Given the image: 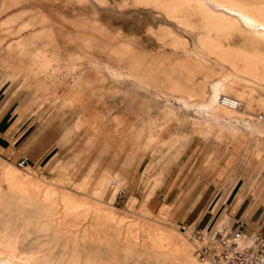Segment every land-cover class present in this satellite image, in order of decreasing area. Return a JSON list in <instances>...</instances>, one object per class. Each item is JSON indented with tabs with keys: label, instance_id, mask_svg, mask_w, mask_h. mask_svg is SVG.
<instances>
[{
	"label": "rangeland",
	"instance_id": "rangeland-1",
	"mask_svg": "<svg viewBox=\"0 0 264 264\" xmlns=\"http://www.w3.org/2000/svg\"><path fill=\"white\" fill-rule=\"evenodd\" d=\"M154 1L0 0V105L25 114L0 150V202L12 233L41 224L20 230L22 255L202 264L180 225L235 228L238 201L264 190V79L199 47L186 0ZM157 226L167 241L150 238Z\"/></svg>",
	"mask_w": 264,
	"mask_h": 264
},
{
	"label": "bare ground",
	"instance_id": "bare-ground-1",
	"mask_svg": "<svg viewBox=\"0 0 264 264\" xmlns=\"http://www.w3.org/2000/svg\"><path fill=\"white\" fill-rule=\"evenodd\" d=\"M186 1H187V5L189 6V10L197 14L198 19L200 21V24L197 25L199 26V28L196 27L194 28L196 31L197 43L200 45L199 47L202 48L203 50H206L208 53L214 54L216 58L219 59L221 62L227 63L236 70H239L244 73H248L252 77H255L257 79L259 78L264 79V51L257 50L254 48V45L256 44L264 45V0H186ZM154 2L156 4V1ZM189 10L187 11V13H189ZM180 17L185 21H187L186 23H189L186 14H183L182 16L180 15ZM233 37L237 39L242 38L241 41H243V43L246 42L247 44H249L248 45L249 49L245 48V46L232 45V43H230V40ZM219 85L220 82H217L213 86L214 89V93L212 96L213 100L217 96V90ZM232 87L238 93V95L240 94V92L243 94L248 92L244 88H240L236 86H232ZM217 103L220 106L228 108L230 110L246 113L240 101H238V99L230 95H220L218 97ZM257 118L261 121H264V115H257ZM9 173H10L9 171L5 170V180L14 182L15 180L13 179L10 180L12 177L10 179L8 178ZM22 182L24 181L22 180L20 183L22 184ZM14 185L12 186L15 187ZM17 185L19 186L20 184L17 183ZM3 212H4V207L1 205L0 202V264H47L49 260L45 258V255H43L44 257H42V255L36 256L35 254L34 256L22 255L23 252H25V249L23 246H21V243L19 244V239L21 240L25 238V237L21 238L23 235L22 232H20V230H23L27 226L41 227L40 226L41 224L37 222H32V223L30 222L28 224L22 223L18 226L16 225L18 227L17 228L15 226L17 228V231L12 233L10 230L13 228H10L8 225L10 218H8ZM104 218L106 220H109L111 217L106 215ZM144 229L142 231H144ZM150 238L155 240V242L157 241L161 242V241H167L169 237L164 231H162L157 226L155 227L153 231V235ZM157 246L159 245L157 244ZM163 248L164 247H162L161 249ZM201 263L205 264L203 262ZM63 264H97V263H95V261L93 260L90 254H87L86 256H82L80 254L79 249H77L75 251H72V254L68 255L67 259H65ZM98 264H103V263L101 262Z\"/></svg>",
	"mask_w": 264,
	"mask_h": 264
},
{
	"label": "built area",
	"instance_id": "built-area-1",
	"mask_svg": "<svg viewBox=\"0 0 264 264\" xmlns=\"http://www.w3.org/2000/svg\"><path fill=\"white\" fill-rule=\"evenodd\" d=\"M260 117V116H259ZM22 157L18 167L27 164ZM118 194H122V189ZM235 228L222 226L211 230L207 227L180 225L194 241V252L205 264H264V232L261 229L245 230L244 221H235Z\"/></svg>",
	"mask_w": 264,
	"mask_h": 264
},
{
	"label": "crops",
	"instance_id": "crops-1",
	"mask_svg": "<svg viewBox=\"0 0 264 264\" xmlns=\"http://www.w3.org/2000/svg\"><path fill=\"white\" fill-rule=\"evenodd\" d=\"M20 104L14 99H9L6 104H1L0 107L5 110L0 114V150H6L15 143L12 139L20 135V131L25 124V114L21 112ZM225 161L220 165L222 172L218 176L222 179L229 172V166L225 165ZM241 201V202H240ZM236 213L239 217L248 224L254 223L261 227L264 232V190H253L247 193L241 200ZM201 216H191L188 221L200 222Z\"/></svg>",
	"mask_w": 264,
	"mask_h": 264
}]
</instances>
